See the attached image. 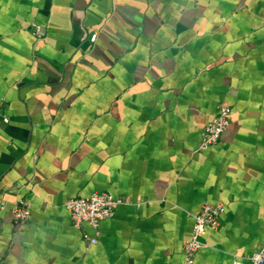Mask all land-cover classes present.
Returning a JSON list of instances; mask_svg holds the SVG:
<instances>
[{"label": "crops", "instance_id": "obj_1", "mask_svg": "<svg viewBox=\"0 0 264 264\" xmlns=\"http://www.w3.org/2000/svg\"><path fill=\"white\" fill-rule=\"evenodd\" d=\"M95 191L125 202L86 246L63 203ZM204 202L219 226L188 263ZM261 244L264 0H0V264H233Z\"/></svg>", "mask_w": 264, "mask_h": 264}, {"label": "built area", "instance_id": "obj_2", "mask_svg": "<svg viewBox=\"0 0 264 264\" xmlns=\"http://www.w3.org/2000/svg\"><path fill=\"white\" fill-rule=\"evenodd\" d=\"M32 33L37 39L45 37L46 30L44 26L38 23L32 24ZM96 33L90 37L94 40ZM231 107L227 103L218 105L215 115L206 123L203 128L202 138L198 146V150H206L216 144L229 123V115ZM4 122L8 121L6 116H2ZM122 198H116L111 194L103 191H95L86 197H73L64 201L63 205L69 212L72 223L76 227H80L83 223H87L92 233L83 232L82 236L86 246L97 243L98 225L101 220L110 218L115 208L124 203ZM223 205L221 203L211 204L204 202L199 210L193 216V224L190 237L183 243L186 260L190 263L195 252L203 245L202 236L207 228H217L219 226V216L222 212ZM13 222L16 225L24 224L30 216V204L23 199L16 200L11 208ZM264 263V244L252 254L243 258H235L233 264H263Z\"/></svg>", "mask_w": 264, "mask_h": 264}]
</instances>
